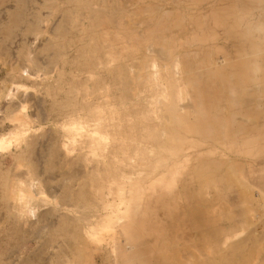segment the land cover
<instances>
[{
	"label": "bare ground",
	"instance_id": "6f19581e",
	"mask_svg": "<svg viewBox=\"0 0 264 264\" xmlns=\"http://www.w3.org/2000/svg\"><path fill=\"white\" fill-rule=\"evenodd\" d=\"M0 65V264H264V0H0Z\"/></svg>",
	"mask_w": 264,
	"mask_h": 264
},
{
	"label": "rangeland",
	"instance_id": "374dc122",
	"mask_svg": "<svg viewBox=\"0 0 264 264\" xmlns=\"http://www.w3.org/2000/svg\"><path fill=\"white\" fill-rule=\"evenodd\" d=\"M220 40V42H222L223 40L222 39H219ZM36 45L37 46H41L42 45V42H36ZM35 45V46H36ZM71 54V53H70ZM45 58V57H44ZM44 65V63H43V61H40V67H41V69H42V66ZM0 68H1V65H0ZM53 68H54V66L51 68V67H49L48 68V71L49 70H51L52 72L51 73H49L48 74V72H47V74L46 75H52V77L54 78V77H56V73H57V68H59V66H57V68L56 69H54L53 70ZM43 73H45V70L44 71H42ZM42 72H40V73H42ZM17 80H13L11 77H5V76H0V87H1V89H5V87H7V86H9L11 83H13V82H16ZM38 82H39V80H38ZM27 85L29 86L28 87V89H29V91L30 92H32V91H34V95H33V98H36V100H38V101H40V102H44L45 101V93L43 92V89L42 88H40V86H42L40 83H38L35 87H33L32 85L33 84H31V83H27ZM42 92V93H41ZM40 99H42V100H40ZM36 100H32V101H36ZM11 123L10 122H8V121H4L3 123H0V140L2 139V138H4L6 141L7 140H9L10 139V137H11V131H10V128L12 127V124L10 125ZM5 125V126H4ZM39 132H41V130H39ZM183 178V179H182ZM188 182V175L186 176V175H183L182 177H181V183L183 184V183H187ZM183 233V231L182 230H179V234H182ZM22 254V253H21ZM18 255V254H17ZM12 257V256H11ZM18 263V262H17ZM16 263V264H17Z\"/></svg>",
	"mask_w": 264,
	"mask_h": 264
}]
</instances>
